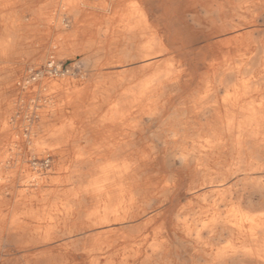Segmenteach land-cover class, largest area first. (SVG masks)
<instances>
[{"label": "bare ground", "instance_id": "6f19581e", "mask_svg": "<svg viewBox=\"0 0 264 264\" xmlns=\"http://www.w3.org/2000/svg\"><path fill=\"white\" fill-rule=\"evenodd\" d=\"M1 10L0 251L5 238L24 264H264V0H4ZM70 21L84 34L65 33ZM33 35L47 39L38 57ZM29 61L33 75L21 82ZM41 62L59 82L38 112L50 141L36 160L62 169L69 141L77 154L73 187L60 178L53 202H36L48 209L24 213L63 223L59 236L13 226L19 114L33 94L19 89L43 75ZM76 63L95 71L96 92L68 91ZM98 94L116 104L112 138L75 128ZM84 229L89 250H80Z\"/></svg>", "mask_w": 264, "mask_h": 264}, {"label": "rangeland", "instance_id": "374dc122", "mask_svg": "<svg viewBox=\"0 0 264 264\" xmlns=\"http://www.w3.org/2000/svg\"><path fill=\"white\" fill-rule=\"evenodd\" d=\"M49 11V10H48ZM10 13V10L7 11V13ZM83 14L77 15L74 17L75 20L80 19ZM83 26H77L73 22H69L66 26V32L68 35L76 32H79L80 34H84L82 32ZM78 31H77V30ZM95 31V30H94ZM82 32V33H81ZM46 33V32H45ZM82 35L72 38L71 37L66 40V43L68 44L69 42H75V41H82ZM94 39V38H93ZM44 39H41L40 36L33 35L29 39H27V43H30L32 48L36 50L35 57L41 56L43 53L40 51L44 50L47 48V39L45 40V44L43 43ZM61 42V36L57 38ZM51 41L50 44L55 42L54 37H51L49 39ZM44 44V46L42 45ZM53 45V44H52ZM57 46H52L54 50H56ZM74 46L71 44L67 45V51L72 50ZM39 51V52H38ZM52 52V50H51ZM84 55V56H83ZM16 56V55H15ZM25 56V57H24ZM46 58L49 57H54V53L51 54H45ZM30 55L23 54L22 59H27L30 58ZM80 57H85V54H81L80 56L77 57L79 59ZM73 61L66 60L63 63L64 69L68 68L71 66ZM32 62H24L21 65V69L18 71V75L21 74V82H24L27 78L33 75V73L30 71V68L34 67ZM41 68L43 71V75L37 77L36 81H32L30 86L28 88L23 87L22 85L20 86V93L29 91L32 92L31 98H29L26 102V104H23L20 109V121H19V126L21 131L23 132V140L21 142V158L15 161V164L13 168L16 170V178L19 181L20 186L18 187L17 193L15 194V198L13 199V202H15L16 205V219L14 221L13 226L17 230L19 234H21L20 227L22 223H27L26 225H33V228H35V231L33 229L31 231H27V234H33L32 232L36 233L37 235H41L45 233L46 231V226L51 227L49 234L50 236H59L62 233L66 232V227L63 226V223H58L57 220L55 221L54 219H43L41 218L42 216H37L35 218L32 217H27L25 215V211L27 210L26 208L28 206L33 207L34 213L36 211H39L45 207V209H48L46 205H40L36 204V202H53V197L47 196V193H50L52 191L57 190V184L59 183L60 178L65 180L63 182L65 189H70L73 187V182L72 179L70 180L71 173L74 168V162L72 160L73 156L76 155L77 151L72 149L71 146V141H69L67 149H68V161L66 162L65 167L62 169L57 168L56 164L57 162L54 159H51L49 162H46L41 158V160L37 161L36 158L37 156H40V154L46 153L48 151V143H49V138L48 136H45L42 134L41 129H39V123H40V117L38 116V112L47 109V105L49 103L50 95L44 96L46 93V90L51 88L52 90H55L56 88L50 87L49 85L52 84L53 82H59V76L55 74V72L48 73L45 68H44V62L40 63ZM74 70L76 74H70L69 79L71 82H75V86L69 85L68 86V91H72L75 89H80L82 91H88V92H96L99 88V78L97 75L94 74V70L91 71V69H86L83 68L81 63H76ZM83 72L81 73V71ZM204 69H201L200 71H203ZM88 72V73H87ZM24 73V74H23ZM79 73V74H78ZM0 75L2 73L0 72ZM55 75V76H52ZM95 76V77H94ZM22 84V83H21ZM74 87V88H73ZM93 95V94H92ZM29 102V103H28ZM46 105V106H45ZM116 107L115 101L110 100L106 104H101L100 101V95H95L93 98H91V110L88 111V117L85 118L86 113H85V104L84 106L81 107V119L80 121L75 123V128L76 130H81L83 127L86 129H96L98 132L94 137H103V136H109L111 137L112 133V124H113V111L112 107ZM116 117V116H115ZM84 119V121H83ZM116 119V118H114ZM52 124H57L52 122ZM31 126H35L36 131L32 132L31 134L29 133ZM109 128V129H108ZM108 129V130H106ZM86 135V132H85ZM82 136L83 138L85 137ZM81 137V144L82 146L85 144L83 141V138ZM112 138V137H111ZM123 138V136H120V140ZM104 153L108 151V147L104 148ZM107 150V151H106ZM76 151V152H75ZM229 162H231V159H229ZM44 178L47 180V182H44L41 185L37 186V181H40L41 178ZM53 179L50 181V179ZM29 179V180H28ZM36 183V184H35ZM60 188V187H59ZM58 188V190H59ZM96 206V205H95ZM40 212V211H39ZM41 214V213H40ZM12 220V215L8 214L7 217L4 219V222L7 224ZM33 220V221H31ZM75 218H70V223H74ZM45 221V222H44ZM29 222V223H28ZM31 222V223H30ZM42 225V226H41ZM58 225V227H56ZM38 227V228H37ZM152 226L147 231V237L148 239L146 240V247H148L149 243L152 241L151 236V230ZM44 228V229H43ZM23 233V232H22ZM79 233L78 237L80 238V250L86 249L89 250L91 249V245L89 244V240L91 238L92 232H88L86 236H84V233L78 231ZM87 238V240H85ZM14 246L8 244L7 240L4 238V243L2 246V249L0 251V264H24V260H21L19 257V254L15 253V249L13 248ZM145 247V248H146ZM79 249V247H77ZM18 258V259H16Z\"/></svg>", "mask_w": 264, "mask_h": 264}, {"label": "crops", "instance_id": "0c3cea01", "mask_svg": "<svg viewBox=\"0 0 264 264\" xmlns=\"http://www.w3.org/2000/svg\"><path fill=\"white\" fill-rule=\"evenodd\" d=\"M3 1L4 0H0V40H2V38L5 37V32L7 30L6 16H5V13H3V11H2V10H5V9L2 8V10H1V7L3 5ZM4 12H6V11H4ZM92 33L94 34V30H92ZM93 34H92V39L94 38ZM68 223H70V221H68ZM87 232L88 231L86 229H84L82 231V233H84V236H86ZM40 248H41V246L40 247L36 246L35 248H33L32 252H34V253L38 252Z\"/></svg>", "mask_w": 264, "mask_h": 264}]
</instances>
